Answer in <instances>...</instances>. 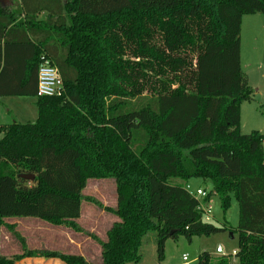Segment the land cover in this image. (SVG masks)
Listing matches in <instances>:
<instances>
[{
  "label": "trees",
  "instance_id": "1",
  "mask_svg": "<svg viewBox=\"0 0 264 264\" xmlns=\"http://www.w3.org/2000/svg\"><path fill=\"white\" fill-rule=\"evenodd\" d=\"M256 14L264 0L0 3V98L31 97L38 109L35 123L0 126V264H93L31 250L6 223L34 218L80 231L90 179L116 186L118 221L106 240L90 235L102 264H138L151 232L162 261L169 239L225 231L239 236L237 264H264V135L241 126V104L253 95L241 66L242 20ZM43 58L58 69L63 97L38 96ZM22 175L35 179L28 185ZM193 178L213 183L224 214L237 201V230L203 220L186 189ZM4 228L21 243L10 258L1 253Z\"/></svg>",
  "mask_w": 264,
  "mask_h": 264
},
{
  "label": "rangeland",
  "instance_id": "2",
  "mask_svg": "<svg viewBox=\"0 0 264 264\" xmlns=\"http://www.w3.org/2000/svg\"><path fill=\"white\" fill-rule=\"evenodd\" d=\"M4 8L19 7V0H0ZM44 17L43 15L41 18ZM241 65L253 90L252 99L241 104V122L244 134L259 132L264 135V14L244 17L241 32ZM38 119L36 101L31 97L0 98V126L14 122L35 123ZM2 135L0 134V140ZM29 185V181L26 180ZM187 185L192 191L201 188L212 195L214 186L210 180L193 178ZM82 213L77 225L80 231L66 227H54L51 224L34 218H11L6 223L15 225L16 231L25 239L31 250L59 251L66 254L80 255L93 264H102L101 247L90 236L106 240L107 232L118 221L112 210L117 207L116 186L111 179H90L83 191ZM206 206L212 207L209 222L215 227L228 225L237 230L239 224V206L232 199L231 207L224 214L218 196H211ZM239 236L230 231L211 235H199L190 241L183 235L169 239L165 244L164 259L159 261L156 235H146L140 251L141 261L138 264H183V255L189 256L192 264H200L204 255L208 264H216L221 258H230V264H236L235 253L239 249ZM1 245L3 255L13 257L21 253V243L4 228L2 229ZM223 254L217 253V248ZM32 264V262L27 263ZM64 264V263H62ZM136 264V263H130Z\"/></svg>",
  "mask_w": 264,
  "mask_h": 264
},
{
  "label": "built area",
  "instance_id": "3",
  "mask_svg": "<svg viewBox=\"0 0 264 264\" xmlns=\"http://www.w3.org/2000/svg\"><path fill=\"white\" fill-rule=\"evenodd\" d=\"M65 93L66 90L64 83L58 69L50 62V60L43 58L38 70V96L59 98L63 97ZM186 189L200 202L199 209L202 211L203 220L209 222L213 209L211 206H206L207 202H204L209 194L202 189L192 191L190 185H186ZM217 253L221 255L223 254V249L220 246L217 248ZM183 264H192V261L186 254L183 255Z\"/></svg>",
  "mask_w": 264,
  "mask_h": 264
},
{
  "label": "crops",
  "instance_id": "4",
  "mask_svg": "<svg viewBox=\"0 0 264 264\" xmlns=\"http://www.w3.org/2000/svg\"><path fill=\"white\" fill-rule=\"evenodd\" d=\"M243 25H244V18L242 20V27H243ZM34 100L36 101V99H34ZM241 126H242V122H241ZM197 189H201V188H197ZM1 253L3 255L2 245H1ZM80 255L85 257L83 254H80ZM30 262H32V264H62L63 263V262H61L59 260H46V259H42V258H30V259H25V260L21 261L18 264H27V263H30ZM235 263L237 264V260L235 261Z\"/></svg>",
  "mask_w": 264,
  "mask_h": 264
},
{
  "label": "water",
  "instance_id": "5",
  "mask_svg": "<svg viewBox=\"0 0 264 264\" xmlns=\"http://www.w3.org/2000/svg\"><path fill=\"white\" fill-rule=\"evenodd\" d=\"M21 178L24 180H28V181H34L35 176L34 175H22Z\"/></svg>",
  "mask_w": 264,
  "mask_h": 264
}]
</instances>
